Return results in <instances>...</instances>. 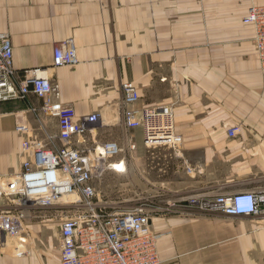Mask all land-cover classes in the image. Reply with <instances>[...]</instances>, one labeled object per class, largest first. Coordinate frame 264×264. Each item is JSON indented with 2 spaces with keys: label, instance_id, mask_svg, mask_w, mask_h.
Returning <instances> with one entry per match:
<instances>
[{
  "label": "crops",
  "instance_id": "obj_1",
  "mask_svg": "<svg viewBox=\"0 0 264 264\" xmlns=\"http://www.w3.org/2000/svg\"><path fill=\"white\" fill-rule=\"evenodd\" d=\"M252 5L264 0H0V32L11 37L18 79L46 70L64 106L79 117L100 114L88 142L117 141L134 151V187L144 180L147 195L167 198L154 199L164 210L152 219L161 264H264V215L176 203L264 185V73L254 27L243 20ZM68 39L78 63L54 67V47ZM128 82L139 91L138 107L173 106L178 149L146 147L141 129L123 126ZM41 107L33 93L0 103L1 178L19 176L29 158L19 123L35 128L34 142L49 146L45 131L57 138V117ZM237 125L241 135L228 136ZM7 208L0 201V211ZM28 230L33 251L20 259L3 248L0 233V264H61L56 230L43 222Z\"/></svg>",
  "mask_w": 264,
  "mask_h": 264
},
{
  "label": "built area",
  "instance_id": "obj_2",
  "mask_svg": "<svg viewBox=\"0 0 264 264\" xmlns=\"http://www.w3.org/2000/svg\"><path fill=\"white\" fill-rule=\"evenodd\" d=\"M244 22L253 25V42L264 73V5H252ZM78 63L73 40L57 43L53 52L54 67ZM35 94L42 101V111L55 115L59 123L57 138L45 131L46 139L32 141L35 128L28 122L19 123L16 132L25 135L22 152L29 158L17 177H0V201H8L9 210L0 214V233L3 248L8 237L21 236L23 215L15 210L49 208L64 197L80 194L84 210L80 215L63 218L59 226L61 264H161L158 241L161 235L153 230L152 219L164 207L154 206L153 197H141L130 205L110 210L108 205L93 204L92 184L108 171L121 172L125 166L124 148L116 141L88 142V134L100 119L99 113L79 117L72 107L61 102V90L46 70H27L18 79L13 65V43L9 33L0 32V103L24 99ZM122 124L126 129H141L146 147L169 146L178 149L183 138L176 132L174 110L170 106L138 107L140 94L135 85H122ZM240 125L228 130V136L241 135ZM59 140L60 144H55ZM131 149H135L132 143ZM177 203L205 212H221L230 216L264 215V185L235 194L191 195ZM176 203H172L174 205ZM169 207H165L167 210ZM159 212V213H157ZM22 229V231H21ZM25 239L15 246L17 258L27 256Z\"/></svg>",
  "mask_w": 264,
  "mask_h": 264
},
{
  "label": "rangeland",
  "instance_id": "obj_3",
  "mask_svg": "<svg viewBox=\"0 0 264 264\" xmlns=\"http://www.w3.org/2000/svg\"><path fill=\"white\" fill-rule=\"evenodd\" d=\"M160 106H170L173 108L172 105H160ZM174 114H175V110H174ZM123 156L126 159V164L125 166L124 165L122 166L123 170H121V172L108 171L102 179L95 181L92 184V187L95 192L93 204L98 206L108 205L109 207H111L110 210H113L119 208V206L121 207L125 205H130L131 203L134 202L135 199L141 197H153L159 202L164 201V203H166L167 198L163 196L161 192H156L157 194L155 195H147L148 193L146 192L147 190H145L146 185L144 184L145 182L144 180L140 188L136 189V187H134V151L125 149ZM200 194H208V193H200ZM193 195H199V194H193ZM80 196H81L80 194L78 195L74 193L73 195L68 196L66 199L60 201L53 207H49V208L31 207V208H24L22 211L20 209L19 210L10 209V210H15L14 212H12L15 215L19 214L17 212H20L24 216L21 223L23 231L21 229L22 234L18 238L8 237L7 239L8 248H6V251L8 250L12 255H14L15 258H17L15 256L16 255L15 246L18 245V243H20V238H23L26 240L24 244L27 253L26 257H29L33 251V242L30 238L28 227L30 224L39 223V222L47 223L50 226H52L53 229L56 230L57 238H58L57 239L58 250H59V226L61 224V220L63 218H71L76 215H80L84 211L82 210L83 208L81 207L83 205L82 203L84 200L80 199ZM190 196L191 195H189L188 198ZM177 201L178 199L176 200V203ZM6 202H7V207L11 206L8 201ZM8 210L9 208H7V210L0 211V214Z\"/></svg>",
  "mask_w": 264,
  "mask_h": 264
},
{
  "label": "bare ground",
  "instance_id": "obj_4",
  "mask_svg": "<svg viewBox=\"0 0 264 264\" xmlns=\"http://www.w3.org/2000/svg\"><path fill=\"white\" fill-rule=\"evenodd\" d=\"M122 166H123V164L118 165V166H117V169H118L119 171L123 170ZM66 198H67V197H64L62 200L66 199ZM62 200H61V201H62Z\"/></svg>",
  "mask_w": 264,
  "mask_h": 264
}]
</instances>
